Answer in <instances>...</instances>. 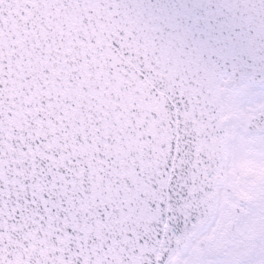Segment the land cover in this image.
Masks as SVG:
<instances>
[{
    "label": "snow or ice",
    "instance_id": "obj_1",
    "mask_svg": "<svg viewBox=\"0 0 264 264\" xmlns=\"http://www.w3.org/2000/svg\"><path fill=\"white\" fill-rule=\"evenodd\" d=\"M0 264H264V0H0Z\"/></svg>",
    "mask_w": 264,
    "mask_h": 264
}]
</instances>
